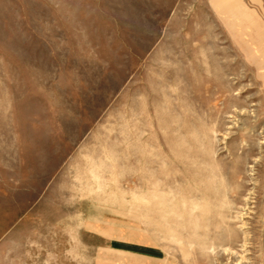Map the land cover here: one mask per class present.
I'll use <instances>...</instances> for the list:
<instances>
[{
    "label": "rangeland",
    "instance_id": "1",
    "mask_svg": "<svg viewBox=\"0 0 264 264\" xmlns=\"http://www.w3.org/2000/svg\"><path fill=\"white\" fill-rule=\"evenodd\" d=\"M0 264H264V0H0Z\"/></svg>",
    "mask_w": 264,
    "mask_h": 264
},
{
    "label": "bare ground",
    "instance_id": "2",
    "mask_svg": "<svg viewBox=\"0 0 264 264\" xmlns=\"http://www.w3.org/2000/svg\"><path fill=\"white\" fill-rule=\"evenodd\" d=\"M240 110H241V109H240ZM244 110H245V109H244ZM234 124H235V123H234ZM259 144H263V143L261 142V143H259ZM261 148H262V147H261ZM244 164H245V163H244ZM244 164H243V165H244ZM242 225H243V224H242ZM242 228H243V227H242ZM245 234H246V233H245ZM244 238H245V237H244ZM245 239H246V238H245ZM245 239H244V240H245ZM244 240H243V241H244ZM245 241H246V240H245ZM243 245H244V244H243ZM244 246H245V245H244ZM240 249H241V248H240Z\"/></svg>",
    "mask_w": 264,
    "mask_h": 264
}]
</instances>
